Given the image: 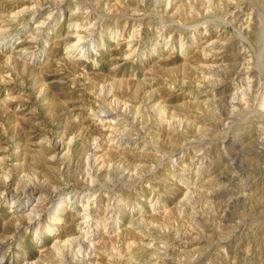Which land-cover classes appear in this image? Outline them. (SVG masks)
Wrapping results in <instances>:
<instances>
[{
    "label": "rangeland",
    "instance_id": "obj_1",
    "mask_svg": "<svg viewBox=\"0 0 264 264\" xmlns=\"http://www.w3.org/2000/svg\"><path fill=\"white\" fill-rule=\"evenodd\" d=\"M2 257L264 264V0H0Z\"/></svg>",
    "mask_w": 264,
    "mask_h": 264
},
{
    "label": "bare ground",
    "instance_id": "obj_2",
    "mask_svg": "<svg viewBox=\"0 0 264 264\" xmlns=\"http://www.w3.org/2000/svg\"><path fill=\"white\" fill-rule=\"evenodd\" d=\"M40 2V1H39ZM48 3V2H47ZM42 6V5H41ZM31 9V8H30ZM39 8H35L34 7V10L33 11H37ZM91 32V31H90ZM90 37V36H89ZM79 40L76 42L77 43V45H87V48H85V50H84V48H83V52L86 54L91 48H93V47H95V40L93 39V37L91 36L90 38H89V40H87L88 38L87 37H83V36H81V37H79L78 38ZM76 45V46H77ZM75 47V46H74ZM75 48H77V47H75ZM249 89V88H248ZM119 111V110H118ZM103 112V111H102ZM121 113V112H120ZM101 116V115H100ZM88 158H91L90 156L88 157ZM88 160H90V159H88ZM88 165H89V163H88ZM24 192V191H23ZM69 202L70 203H72L73 204V201L71 200V199H69ZM75 204V203H74ZM84 204V203H83ZM84 208H83V213H82V215H83V218H84V220H83V223L84 222H86V224L84 225V226H82V228H81V230H80V234H79V236H77V239L79 238L80 239V237H82L83 238V240L85 239L86 240V235L89 233V234H91L92 232H93V230H91V226L92 225H90L91 223V221H92V214H91V208H90V202H89V200L87 201V203L86 204H84V206H83ZM35 209V208H34ZM28 216H29V219H30V221L31 220H33L35 217H37V216H39L36 212H34V210H33V208L31 209V211H29L28 212ZM89 234H88V236H89ZM85 236V237H84ZM93 237V236H92ZM81 238V239H82ZM90 238V237H89ZM75 239H76V236H75ZM93 238H90L89 240L90 241H85V243L84 244H87V246L89 245V247L88 248H91L92 247V245L94 244V242H91V240H92ZM69 240V239H68ZM83 240H81V242L83 241ZM61 242V241H60ZM59 242V243H60ZM83 243H82V246H85V245H83ZM57 244H58V242H57ZM85 259V258H84ZM77 261H78V259H77ZM76 261V263H78ZM81 262H82V260H80ZM86 263V262H85ZM0 264H7V263H5L4 262V257H2L1 259H0Z\"/></svg>",
    "mask_w": 264,
    "mask_h": 264
}]
</instances>
